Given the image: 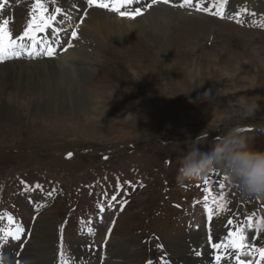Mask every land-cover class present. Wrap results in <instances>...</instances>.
Instances as JSON below:
<instances>
[{
  "label": "rangeland",
  "instance_id": "obj_1",
  "mask_svg": "<svg viewBox=\"0 0 264 264\" xmlns=\"http://www.w3.org/2000/svg\"><path fill=\"white\" fill-rule=\"evenodd\" d=\"M62 1L56 0L53 5L51 0H45L50 12L56 6L62 8L64 20L60 24L61 19H57L54 27L59 25L61 34L75 29L80 32L78 40V20L84 7L74 0L70 5ZM10 2L16 3L14 10H26L34 0H9L6 7ZM252 5L261 8L264 1L230 0L226 9L240 12L246 8L242 18L252 19ZM190 11L194 16L183 15L182 19L207 22L209 28L197 29L203 34L191 51L169 59V65L174 67L171 73L162 72V59L154 60L160 72L145 73L149 60H141L137 64L140 67L133 66L132 61H137L140 54L114 47L109 49L106 60H117V69L105 65V75L99 76L97 69L89 73L87 84L95 89L87 99L79 97L75 106L61 100L47 106L38 99L37 92L32 97L25 87L0 81V111L5 108L16 113L11 120L0 122V216L10 214L16 222L32 226L33 245L47 246V262H60L63 252L70 263H75L74 253L80 249L83 264L84 246H79L78 240L100 222L94 220L100 213L98 205H103L105 226L113 210H117L112 219L116 237L110 239L127 240L126 244L136 251L131 263H161V257L168 264L190 263L183 241L188 239V250H194L190 238L198 237L201 247L202 238L208 234L203 221L200 225L205 178L217 196L221 192L219 184L224 183L223 191L230 202L229 210L214 215L213 220L224 216L221 220L227 223L228 217L243 221L242 215H264L260 214L264 201L244 197L237 185L224 179L227 176L223 170L208 172L183 187L176 183L179 161L189 142L196 141L206 151L228 130L239 126L247 129L256 149L264 150L263 28L249 22L235 26L234 20ZM258 19H264V9ZM129 37L124 41L127 45ZM71 51H75L74 47L66 53ZM42 58L51 60L46 55ZM120 67L123 73L113 77L111 70L119 73ZM106 69L117 81L107 76ZM28 98L31 102L26 101ZM251 104L257 108L254 114L247 115ZM24 191L31 196L43 194L35 196L39 200L27 207ZM217 231L219 227H213V235ZM161 243L162 251L151 257L154 247ZM109 247L111 252L112 245ZM26 251H33L32 245L27 244L22 252ZM41 254L33 252V260ZM109 254L108 250L101 253L105 257L101 264H111L107 262ZM33 260L29 262L37 263Z\"/></svg>",
  "mask_w": 264,
  "mask_h": 264
},
{
  "label": "bare ground",
  "instance_id": "obj_2",
  "mask_svg": "<svg viewBox=\"0 0 264 264\" xmlns=\"http://www.w3.org/2000/svg\"><path fill=\"white\" fill-rule=\"evenodd\" d=\"M205 4L209 5V2ZM28 5H29L28 8L29 11L31 7V3H29ZM261 8L264 9V6H262ZM9 14L10 11L4 10L2 19L6 18V15ZM15 14H16V24L14 25V27L17 26L18 22L21 19H23V21H21L20 24H25L27 22L26 20L27 16L22 12V9L16 10ZM191 20L192 19L184 20L182 19L181 13L174 12L162 7H150L142 17L136 18L135 20H130L127 18L117 19L114 16L105 15L99 11L93 10L89 12L88 19H86L85 24L83 26L82 38L73 42L75 51L68 52L66 53V55L53 60L30 61V62H26V61L5 62L4 64H0V81H4V82L8 81L10 84L16 83L17 88L25 87L27 89L26 93L31 95L32 97L37 92L38 99L44 102V104H46L47 106H49L50 104L60 103V100L65 101L68 104L72 103V106H75L77 105L79 97H81L82 99H87L92 95L95 89L92 85L88 86L87 84L89 73L94 72V70L97 69V74H99V76H101V74L105 75V71H104L105 65H111L114 68V70L117 69L118 67L117 60L110 59L109 57L106 60V57L111 53V51L109 50L111 48L115 49L114 47H116L121 52L125 50L127 51L128 54L132 53L137 56L138 54H140V56L137 58V61L136 60L132 61L133 66L140 63L141 60L142 63L143 60L144 61L149 60L155 66L150 63L149 68H147L146 70L144 68L145 73L152 74L153 72L161 71V69L160 70L158 69V71L156 70L158 65L155 64L154 60L156 61L158 59L159 60L162 59V67H163L162 72L165 71V73H171L174 70V67L169 65L170 63L169 59L173 56V58L175 57L174 58L175 60L179 57V55H182L185 50L191 51L193 49V46L198 41V40L196 41V39H201L203 34L200 33L201 31L200 32L198 31L199 30L198 28L199 27L203 29L209 28V24L207 22L192 20V23H189ZM17 29L18 31L15 34H21L23 28L19 26ZM128 37H129V41L127 45L124 41L127 40ZM66 39L68 40L69 37L65 38V40ZM150 40H152V42H150ZM109 45L112 46L110 47ZM162 50H164L165 52ZM158 54L162 56H158ZM165 56L166 59H163V57ZM119 57L117 59H119ZM129 62L131 63V61ZM157 63H159V61ZM118 64H119V60H118ZM138 66L140 67V65H137V67ZM121 68L122 67L119 68L120 71L119 73L115 72L114 70H111V73H113V77H115L116 73L119 75L123 73ZM130 71H132L131 73H133L134 75L136 74L135 71L133 70ZM106 72H108L107 69ZM210 74H212V72ZM107 76L113 79L112 75H110L109 72L107 73ZM113 80L117 81L116 79ZM121 82H123V80ZM133 85L135 84L133 83ZM109 86L113 88L116 85H109ZM104 88H108V87H104ZM0 90H2V88H0ZM22 97L26 98L27 96H22ZM26 101L31 102V98L26 99ZM2 109L3 110L0 111L1 112L0 122L9 121L12 119L11 116L12 117L16 116L15 111L14 114H12L10 112H7L5 108ZM30 188L33 190L35 187H30ZM203 232L205 231L203 230ZM190 240H191L190 241L191 243H189L190 246L194 248L193 245L194 243L196 247V243L199 241L198 237L196 240H193L191 237ZM126 241L127 240H118V239L113 241L112 239H110L109 244L112 245V250L110 252L111 253L110 260L107 261L108 263L135 264V263H131L130 260L134 258L132 254L133 253L135 254L136 251L134 252L131 249V247H129L126 244ZM177 241L181 242L180 239H177ZM27 244L32 245L33 251L22 252L21 255L22 261L24 262L26 261L27 264H57V263L47 262L48 259L47 254L49 253L45 251V248L47 246L38 247L36 244L33 245V237L29 240ZM78 244L79 246L82 245L80 241H78ZM182 248H184L185 257L188 258L190 262L185 264H195L196 262L194 260L186 256L187 253L194 254L195 248L194 250L191 248L190 250H188L185 240L182 243ZM6 250L7 249L4 247V249L1 252L4 259H7L8 252H6ZM27 252L30 253L27 254ZM33 252H39L43 254L39 255L36 260H33L32 258ZM80 256L81 254L79 249L74 253V259L76 262L70 264H81ZM32 260L37 263H30L29 261ZM83 264H85L84 261Z\"/></svg>",
  "mask_w": 264,
  "mask_h": 264
},
{
  "label": "snow or ice",
  "instance_id": "obj_3",
  "mask_svg": "<svg viewBox=\"0 0 264 264\" xmlns=\"http://www.w3.org/2000/svg\"><path fill=\"white\" fill-rule=\"evenodd\" d=\"M9 0H0V10L5 9ZM52 4H56V0H51ZM154 3L169 4V0H153ZM133 3V0H87V7L94 9H105L108 12L116 13L121 18H127L135 20L137 17L143 15L142 10L138 7L134 10H129V6ZM229 4V0H212L211 5L207 6L204 0H183L182 3L173 4L172 7L186 8L196 12L206 13L210 16L218 17L220 19L234 20L237 24L242 25L244 23L242 17L247 14L246 8H241L240 12L233 13V11H226V6ZM151 6V5H150ZM122 9H124L122 11ZM62 15V8L56 6L50 12L48 4L45 0H34L31 6L27 25L24 28L22 34L13 38L12 31L10 30V20L3 18L0 20V62L9 59H18L22 56L28 58H35L38 56L53 57L56 54L55 42L49 41L47 36L41 34L47 33L50 30V34H56L58 36L59 29L54 27L57 23V16ZM254 15V14H253ZM253 26L264 28V19L260 21H254ZM73 40L77 39V31L74 29L71 32ZM73 44L67 42V51L72 48ZM247 131V129H241ZM224 179H228L225 177ZM205 187L202 189L203 195V209L209 222L208 227V243L215 251V264H222V262L234 261V264H262L264 262V247H257L254 243H251L254 238L258 237L264 240V216H257L255 213L247 215L243 221H236L234 219H228L227 225L231 226L228 230L225 238L220 243H213V225L212 220L214 215H221L226 213L228 204L230 203L226 199V194L223 189L224 183L219 184L221 189L220 195H215L212 186L207 178L204 179ZM199 187V185H197ZM112 200H116V196L112 197ZM111 207V205H109ZM99 212L103 213L105 207L98 205ZM120 210H123L121 205ZM7 219L10 227L0 228V245L7 244L9 239L19 241L24 228L20 224L14 223L12 215L0 216V219ZM246 229L248 231H246ZM88 235L94 236L95 232L92 228H88ZM200 255L199 252L196 253ZM252 257V259L244 260L242 257ZM258 257V258H257ZM60 264H70V261L65 258L63 252L60 256ZM151 264V261H149ZM161 264H168L167 259L161 257Z\"/></svg>",
  "mask_w": 264,
  "mask_h": 264
},
{
  "label": "clouds",
  "instance_id": "obj_4",
  "mask_svg": "<svg viewBox=\"0 0 264 264\" xmlns=\"http://www.w3.org/2000/svg\"><path fill=\"white\" fill-rule=\"evenodd\" d=\"M256 108V104L249 105L246 114H254ZM241 129L231 128L206 151L196 141L189 142L179 161L177 185L183 187L208 172L223 170L244 197L264 201V150L256 149Z\"/></svg>",
  "mask_w": 264,
  "mask_h": 264
}]
</instances>
